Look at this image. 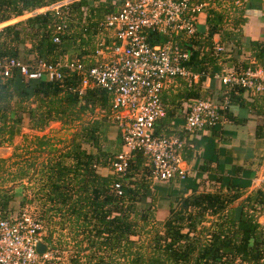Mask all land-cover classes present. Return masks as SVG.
Listing matches in <instances>:
<instances>
[{"label":"trees","instance_id":"obj_1","mask_svg":"<svg viewBox=\"0 0 264 264\" xmlns=\"http://www.w3.org/2000/svg\"><path fill=\"white\" fill-rule=\"evenodd\" d=\"M55 1L0 0V23ZM121 1L73 0L68 5V20L59 43L52 42V36L61 18L50 9L0 27V63L15 59L31 69L37 59L53 62L61 58L70 42L69 45L74 43V47L84 49L78 58L88 66L92 62L89 56L94 48L93 37L98 34L103 37L97 30V22L115 11ZM251 4L247 1L230 13L206 6L202 25L196 27L193 37L187 43L182 37H175L180 48L189 51L184 66L202 74L189 86L184 80L174 78L179 79L180 88L176 93H161L163 104L165 100L171 104L179 102L182 107L195 99L219 102L226 96L229 109L222 110V115L238 123L241 119L234 118L236 112L230 106L246 109L261 117L262 123L255 127V134H262L264 94H247L237 86L229 88L221 82L214 85L212 80L207 87L203 86L205 76L212 79L222 67H232L237 72L246 67L264 69V38L245 39L239 28L245 21V9ZM261 10L264 18V5ZM230 21L232 26L227 29L226 23ZM214 35L223 46L217 54L212 53ZM166 40V35L147 32L150 44ZM105 43L109 44L107 40ZM79 83L80 78L74 74L51 81L45 77L27 79L17 69H12L7 77L0 75V145L11 144L21 126L41 131L51 121L64 126L77 123L69 143L55 157L41 161L36 171L32 161L22 158L12 161L15 171L8 172L6 160L0 158V218L10 214L14 187L11 184L15 179H29L32 169L41 180V209L33 217L43 226L42 241L49 250L60 243V238L54 237L55 227L61 233L67 229V238L72 241L71 254L64 264H233L235 260L238 264H259V259L264 257V223L258 222L259 209L264 208V191L256 189L232 206L243 193L236 185L221 174L204 184L202 173L208 171L210 159L205 158L204 151L198 153V139L188 138L182 131L165 129L172 117L168 111L157 121L154 133L164 136L176 133L191 144L184 146L181 154L186 159L192 155L193 162L197 161L196 176L185 181L171 178L165 188L162 185L159 190L153 189L155 182L150 179L148 160L140 152L132 153L125 177L116 176L110 162L120 150L122 132L110 116L111 95L100 87L86 88L78 95ZM113 125L118 148L109 153L103 144L108 141V130ZM215 126L205 130L219 136ZM27 146L38 155L53 150L45 136H33ZM4 173L7 180L1 176ZM113 181L120 182V195L109 188ZM159 198L167 200L162 221L154 218ZM37 264L53 263L41 259Z\"/></svg>","mask_w":264,"mask_h":264},{"label":"built area","instance_id":"obj_2","mask_svg":"<svg viewBox=\"0 0 264 264\" xmlns=\"http://www.w3.org/2000/svg\"><path fill=\"white\" fill-rule=\"evenodd\" d=\"M72 1L56 0L40 11L50 9L61 18L53 31L54 43H59L64 32L66 12ZM204 7L196 0H122L115 11L97 22V30L105 35L95 41L88 66L76 55L53 62L37 59L31 69L18 60L8 59L0 63V75L7 77L12 69H17L27 79L45 77L51 81L74 74L80 78L78 95L89 87L105 89L111 95L110 116L122 132L121 149L110 162L111 171L125 177L132 153L140 152L148 160L152 182H167L171 178L185 181L195 176L181 154L183 147L191 144L176 133L156 135L154 127L166 113L160 97L163 88L174 78L184 80L187 86L195 84L202 74L184 66L189 51L182 50L175 37H182L184 43L193 37ZM148 31L166 35L167 40L150 44ZM222 50L219 42L212 41L213 54ZM210 80L214 85L221 82L229 88L237 86L247 94H264V69L259 67H246L239 72L222 67L212 79L206 75L203 86L207 87ZM226 109V96L219 102L209 98L192 100L180 108L183 123L175 131L196 135V131L224 122L221 111ZM109 188L121 194L119 181L111 182ZM258 222L264 223L260 217ZM43 232L42 224L24 209L0 218V264H37L41 259L48 260V254L56 251L47 246L45 253L37 254L34 249L36 242L42 241ZM259 264H264V257Z\"/></svg>","mask_w":264,"mask_h":264},{"label":"crops","instance_id":"obj_3","mask_svg":"<svg viewBox=\"0 0 264 264\" xmlns=\"http://www.w3.org/2000/svg\"><path fill=\"white\" fill-rule=\"evenodd\" d=\"M115 1L116 0H111L113 3ZM196 1L205 4L204 10L210 6L221 9L222 11H228V13H230L229 11L233 10L234 8H240L243 6V3L247 1L252 2L251 6L245 9L243 15L245 17V21L239 25V28L241 30L242 36L245 39L262 40L264 38V18L262 14L263 12L261 10L262 6L264 5V0H219V3L216 4L212 3V0ZM33 12L38 13L37 9ZM203 16L204 13L199 16L197 26L202 25ZM231 22L232 21H230V23H226L228 24V26H226L227 29L232 26ZM100 34L105 35L102 32ZM99 37V34L93 37V47L95 41ZM212 39V41L215 40L218 42L217 35H214ZM69 43L67 46L65 45V50L62 52L61 58L68 59L75 55L78 56L79 54H83L84 49H81L82 47H74V43L71 45H69ZM74 51H76V53H74ZM242 58L246 59L245 57ZM244 61L247 62V60ZM179 88V79H174L171 83L167 84L163 88L161 93L164 95H167L168 92L176 93ZM240 97H243V95H240ZM165 101L164 105L166 107V111L172 114V117L170 118L171 122L166 123L165 129L169 131H175L183 123V117L180 112L181 106L179 102L171 104ZM230 107L232 112H236L235 114L233 113L234 115L232 114L234 118L241 119V122L235 123L226 118L224 122L222 121L215 126V129L219 131V136H213L209 130H205L200 131V134L199 131H196L197 133H194L196 135H189L188 137L198 139L197 144L200 146L198 147V153L204 151L205 158L210 159V164H207L208 171L205 170V172L202 173L204 184L208 183L209 181L212 182L214 177H216V174H221L223 177H225L226 181L233 183L243 192L239 199L236 200L238 203H240L242 198H244L247 194L254 192V190L259 189L264 191V128L262 129L261 135H259L257 132L255 134V127L261 125L262 123L261 117L253 115L248 110L243 108L238 107L236 110L235 106ZM206 141H208V143H206ZM213 149H215V151H213ZM214 159L216 162H214ZM184 160L196 174L195 168L197 161L193 162V156L190 155L189 159L184 158ZM162 185H164L162 188H165L166 181L163 182ZM188 192L189 190L187 193ZM236 201H234V205L232 204V206H235ZM165 207H167V205H165ZM260 218L261 221L264 222V218L261 216Z\"/></svg>","mask_w":264,"mask_h":264},{"label":"rangeland","instance_id":"obj_4","mask_svg":"<svg viewBox=\"0 0 264 264\" xmlns=\"http://www.w3.org/2000/svg\"><path fill=\"white\" fill-rule=\"evenodd\" d=\"M42 8L37 9L38 12H40ZM28 14H24L21 17L10 19L6 22L0 23V27L13 23L17 20L23 19L25 17L30 16ZM32 15V14H31ZM77 33H80V29L77 31ZM67 46V45H66ZM77 51V50H76ZM74 51V53H76ZM68 55V54H67ZM84 118V116H83ZM77 127V123H73L70 126H64L61 125L58 121H51L49 122L41 131L31 130L24 126L19 127L18 134L14 135L12 139L11 144H3L0 145V158H3L6 160L5 165L9 166L7 169L8 172H14L15 166H13L12 161L21 160L23 158L32 161L33 164H35V171L37 170L39 163L46 159L47 157H55L58 155L59 151L63 149L65 145H67L70 141L71 134L74 132V130ZM28 129V130H27ZM115 126H111L108 130L107 139L108 141H105L103 144V149L107 150L109 153L112 151L117 150V139H114L115 135ZM27 136L25 139L23 137ZM45 136L49 140L50 146L53 147V150H50L49 153H42V154H35L34 152H30V146H27V143L29 142V139L31 140L33 136ZM17 148H16V147ZM25 150L27 154H24ZM18 155V156H16ZM32 159V160H31ZM65 163H68V161H65ZM33 167V166H32ZM32 173L29 179L22 178L20 180L15 179V181L11 184L13 185V189L11 190V194L13 195L12 200L9 203V213L11 215H15L17 212L21 211L22 209L26 210L31 216H37L39 215L40 209H41V192L39 191V188L41 186V180L39 177L38 172L33 174L32 169L29 171ZM29 174V173H28ZM27 174V176H28ZM2 178L7 180V174H1ZM163 182H155L152 184V188L155 189L162 187ZM6 185H9V182H6ZM243 194V193H242ZM160 199V201H159ZM158 199V207H156V211L154 213V218L158 221H162L165 217L167 200L164 198ZM22 203V205L20 204ZM238 204L236 201L235 206ZM234 205V204H233ZM260 216L264 218V208L259 209ZM210 218H207L206 220H209ZM54 231V237L60 238V243L56 244L53 243L55 248L53 249L56 251V253L52 252L51 254H48V260H51L53 264H64L71 254L69 250H72V241H70L67 237L68 236V230L64 229L61 233L59 228L55 227ZM62 234V235H61ZM61 235V236H60ZM55 237V238H56ZM53 241L54 238H53Z\"/></svg>","mask_w":264,"mask_h":264},{"label":"water","instance_id":"obj_5","mask_svg":"<svg viewBox=\"0 0 264 264\" xmlns=\"http://www.w3.org/2000/svg\"><path fill=\"white\" fill-rule=\"evenodd\" d=\"M34 12L30 13L29 15L33 14ZM46 248H47V245L46 243L42 242V241H37L35 246H34V249H35V252L37 254H43L46 252Z\"/></svg>","mask_w":264,"mask_h":264}]
</instances>
